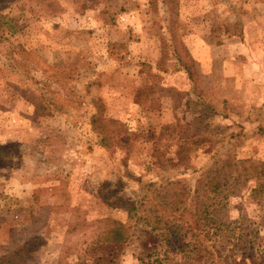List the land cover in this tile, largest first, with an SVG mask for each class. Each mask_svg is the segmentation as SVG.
I'll list each match as a JSON object with an SVG mask.
<instances>
[{
  "label": "rangeland",
  "instance_id": "1",
  "mask_svg": "<svg viewBox=\"0 0 264 264\" xmlns=\"http://www.w3.org/2000/svg\"><path fill=\"white\" fill-rule=\"evenodd\" d=\"M179 144L188 164L171 170ZM0 148V257L105 256L101 232L133 219L143 185L264 163V0L0 3ZM248 185L229 199L232 241L207 262L264 264ZM134 251L123 264H141Z\"/></svg>",
  "mask_w": 264,
  "mask_h": 264
},
{
  "label": "trees",
  "instance_id": "2",
  "mask_svg": "<svg viewBox=\"0 0 264 264\" xmlns=\"http://www.w3.org/2000/svg\"><path fill=\"white\" fill-rule=\"evenodd\" d=\"M7 1L0 0V3ZM185 70L192 83L195 73L190 68ZM176 147L175 159L163 162L171 170L188 164V158L183 155L186 152L184 145ZM1 149L0 157L4 156ZM152 153L156 154L158 150L152 149ZM248 183H252L248 185L251 200L264 203L262 162L214 161L199 172L193 185L173 179L150 181L141 187L140 197L133 202V219L127 223L112 221L101 232L103 237L97 244L106 255L87 253L85 264H99L101 261L103 264H123L124 251L133 244V256L141 264H199L203 260V264H211L206 256L212 259L217 254L213 253L215 243L227 240L230 244L232 241V232L227 233L229 226L225 221L229 199ZM19 253L20 250H15L0 257V264L17 262Z\"/></svg>",
  "mask_w": 264,
  "mask_h": 264
}]
</instances>
